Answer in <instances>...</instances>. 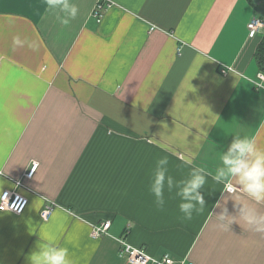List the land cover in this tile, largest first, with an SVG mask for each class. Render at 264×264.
I'll list each match as a JSON object with an SVG mask.
<instances>
[{"label":"crops","instance_id":"1","mask_svg":"<svg viewBox=\"0 0 264 264\" xmlns=\"http://www.w3.org/2000/svg\"><path fill=\"white\" fill-rule=\"evenodd\" d=\"M98 1L109 4L100 20ZM71 2L79 11L65 26L46 0H0V193L28 199L20 214L0 211V264H30L49 244L68 248L73 264H130L121 237L174 264H264V233L242 222L222 230L216 216L225 205L237 217L240 205H264L236 177L212 179L227 173L234 137L264 148L254 59L264 31L248 34L253 17L264 20V0ZM161 156L174 182L191 167L211 174L200 189L205 211L191 221L180 219L176 188L155 205ZM103 221L107 232L93 237Z\"/></svg>","mask_w":264,"mask_h":264},{"label":"clouds","instance_id":"2","mask_svg":"<svg viewBox=\"0 0 264 264\" xmlns=\"http://www.w3.org/2000/svg\"><path fill=\"white\" fill-rule=\"evenodd\" d=\"M46 6L58 9L62 16H58L60 23L67 26L78 14V7L71 0H46ZM24 40L19 36L13 38L15 46H23ZM222 161L227 166V173L223 169H217L212 179L217 183L224 182L226 174L236 177L238 186L247 197L257 205H264V148L258 146L256 140L250 137H234L223 154ZM167 156H161L155 161L154 175L152 176L149 191L155 197L157 208L163 209L165 205V190L172 192L176 188V196L179 197L178 205L180 217L183 221H191L193 214H202L205 211L206 200L200 189L206 184V172L203 167H191L190 178L176 181L167 175ZM186 165H191V159H185ZM229 191L234 190L230 183L225 182ZM219 207V204H217ZM235 207V206H234ZM239 216H234L225 205L216 214L218 227L222 230H231L232 226H241V222L249 230L256 233H264V212L258 207L243 204L238 209ZM30 264H73L69 249L49 244L46 247L37 246L29 257Z\"/></svg>","mask_w":264,"mask_h":264},{"label":"built area","instance_id":"3","mask_svg":"<svg viewBox=\"0 0 264 264\" xmlns=\"http://www.w3.org/2000/svg\"><path fill=\"white\" fill-rule=\"evenodd\" d=\"M109 4L104 1H98L92 11V16H94L97 20H100L103 12ZM264 31V20L259 17H253L248 22V34L249 36H255ZM180 49V48H179ZM178 49V50H179ZM264 80V74L262 72L258 73V85H262V81ZM37 163H33L30 169L25 173L26 177H31L33 174ZM16 184L20 185L19 181H16ZM28 199L21 195L17 191H12L9 189H5L0 193V211H10L15 214H20L24 211L27 206ZM53 209V203H47L40 210V217L42 220H46L51 211ZM110 221H103L99 224H95L91 228V235L93 237H100L105 234L109 228ZM121 245V252L125 254L127 261L130 264H174V260L171 257L163 256L161 258L154 257L152 255L147 254L143 249L137 248L129 244L124 237L119 239ZM183 264V261H181ZM185 264H192L187 262Z\"/></svg>","mask_w":264,"mask_h":264},{"label":"trees","instance_id":"4","mask_svg":"<svg viewBox=\"0 0 264 264\" xmlns=\"http://www.w3.org/2000/svg\"><path fill=\"white\" fill-rule=\"evenodd\" d=\"M254 59L258 70L264 73V35L255 50Z\"/></svg>","mask_w":264,"mask_h":264}]
</instances>
